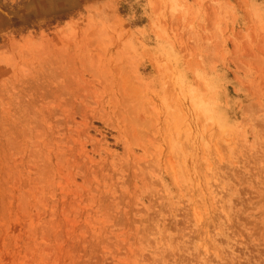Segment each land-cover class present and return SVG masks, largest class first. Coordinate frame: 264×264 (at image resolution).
Returning <instances> with one entry per match:
<instances>
[{
  "label": "rangeland",
  "instance_id": "1",
  "mask_svg": "<svg viewBox=\"0 0 264 264\" xmlns=\"http://www.w3.org/2000/svg\"><path fill=\"white\" fill-rule=\"evenodd\" d=\"M0 264H264V0H0Z\"/></svg>",
  "mask_w": 264,
  "mask_h": 264
},
{
  "label": "bare ground",
  "instance_id": "2",
  "mask_svg": "<svg viewBox=\"0 0 264 264\" xmlns=\"http://www.w3.org/2000/svg\"><path fill=\"white\" fill-rule=\"evenodd\" d=\"M175 160V159H174Z\"/></svg>",
  "mask_w": 264,
  "mask_h": 264
}]
</instances>
